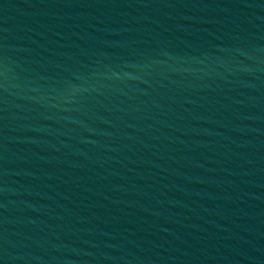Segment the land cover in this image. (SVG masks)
<instances>
[{
	"label": "water",
	"instance_id": "water-1",
	"mask_svg": "<svg viewBox=\"0 0 264 264\" xmlns=\"http://www.w3.org/2000/svg\"><path fill=\"white\" fill-rule=\"evenodd\" d=\"M0 264H264V0H0Z\"/></svg>",
	"mask_w": 264,
	"mask_h": 264
}]
</instances>
